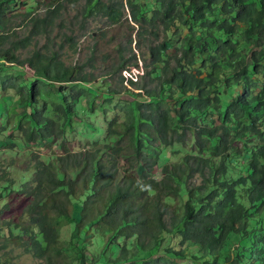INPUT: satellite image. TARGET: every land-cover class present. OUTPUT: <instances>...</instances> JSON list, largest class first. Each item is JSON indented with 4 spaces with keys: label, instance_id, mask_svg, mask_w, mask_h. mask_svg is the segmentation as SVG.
Instances as JSON below:
<instances>
[{
    "label": "trees",
    "instance_id": "16d2710c",
    "mask_svg": "<svg viewBox=\"0 0 264 264\" xmlns=\"http://www.w3.org/2000/svg\"><path fill=\"white\" fill-rule=\"evenodd\" d=\"M63 1L34 0L30 7L27 0H0V147L16 148L12 137L55 146L61 140L54 161L68 173L55 171L48 157L19 186L0 174V250L7 249L0 264H12L13 248L30 254L29 264H179L174 258L185 254L165 242L175 234L194 250L191 264H264V0H83L78 28L89 19L118 22L128 9L138 26L136 49L151 57L140 75L131 73L137 53L125 57L121 46L118 62L98 76L83 71L86 64L96 68L93 51L69 66L55 51L20 57L29 34L44 32ZM38 5L43 16L34 11ZM63 40L74 46L73 34ZM24 66L39 76L2 73ZM102 75H116L114 88L97 82ZM90 82L111 94L101 108L112 116L98 129L102 143L73 153L63 138L81 120L78 103L93 97ZM6 96L21 108L2 140ZM93 108L85 119L95 116ZM162 148L169 159L158 166ZM19 195L27 200L20 215L2 218ZM66 224L72 231L62 242Z\"/></svg>",
    "mask_w": 264,
    "mask_h": 264
},
{
    "label": "rangeland",
    "instance_id": "374dc122",
    "mask_svg": "<svg viewBox=\"0 0 264 264\" xmlns=\"http://www.w3.org/2000/svg\"><path fill=\"white\" fill-rule=\"evenodd\" d=\"M27 1L29 3V6H37V4L34 3V0ZM62 3L63 5L59 8L58 14L54 16L51 24L47 28H45L44 32L41 31L40 33L29 34L30 41L28 50H19V52H22L20 53L21 58L28 56L32 57L35 53L33 51L34 49H38L39 51H42V53H46L47 51H55L61 53L60 60L64 62L66 66H69L70 64H82L86 61V58L89 57L90 52L92 53L93 51L96 68H91L88 66V64H86L83 67V71H91L95 73V76H98L97 73L99 71L105 72L109 70V68H111L113 64H116L118 62V49L119 47L123 46L126 48V51L128 50L125 57L130 55L129 50L133 53H137V66L134 67V69H137V72L135 70H132V67H130L131 69L129 71L133 72L134 74L137 73L139 75L142 73L144 65L150 62L151 57L150 55H147L145 58H143L142 56H140V53L136 49L135 41L137 40V37L135 36V34L138 26L130 21L127 9L124 10V16L121 17L120 21L118 22L109 21L105 23L101 19H89L83 26V28L80 29L77 27L80 22L74 24V18L80 6L83 4V0H78L74 2L75 4L70 3L68 0H64ZM43 7L44 6L38 5L37 9H35L34 11H38V14H40V16H43L45 14L44 9H42ZM18 9L21 12L27 11L24 7L22 8L21 6H19ZM31 26L32 25L29 23V25L23 27L21 31L18 30V35L22 36L23 34H25L26 29H31ZM68 34H73V39L75 40L73 47L70 43L64 42L63 40V37L67 36ZM170 38L176 40L174 36H170ZM178 40L179 38H177L176 43L178 42ZM129 41H131L130 45H128ZM173 47L167 49L166 51L171 52L173 50ZM16 69H19V71H15ZM39 72V69L31 71L26 66L22 68L9 67L5 68L2 71L3 74H8L9 76H11L13 73H21L24 78L39 76ZM122 74L125 73L122 71L121 75ZM109 79L110 83L108 85ZM115 79L116 75L110 78L107 75H102L101 77H97V82L101 81L103 86L106 85L110 86V88H114V85L112 84L114 83ZM122 84L126 88H130L125 84V82H122ZM85 85H89V89L93 97L89 98L86 95L83 97L84 99L78 103L77 108L79 110V117H81V120L75 126V130L70 134L65 135L63 138V140H66V142H68L67 146L69 147V151H73V153L90 147V144L94 141L102 143L103 138L101 137L98 129L106 124V119H109L112 116V113L109 112L107 117H105L104 113L102 112V108H106L109 106V104L105 101V98L111 97V94L106 92V90L100 89V86H98V84L96 85V82L86 83ZM53 88L55 89L54 91L52 90L53 93H57L58 84H54ZM3 98L4 100H7L9 104V117L7 118V124L9 125V127L7 130V134L5 133L4 136L2 135V140L7 137L6 135H9L12 132L13 122L11 115L16 111L19 112L21 108V106L17 103V97H12V100L9 96ZM120 98H122L124 101H130L133 99V97L127 96L125 94H123ZM112 101L113 104H120L121 102L120 99L119 101H116L115 97L112 98ZM90 105L94 106L93 112L96 113L95 116L92 117V120L84 118V116H86L85 110ZM80 111H84V115L81 116ZM1 112L2 104L0 103V113ZM257 115L258 114L254 113V116ZM189 135L190 134H186L187 137H189ZM12 140L17 145L16 148L9 149L0 147V174L6 173L7 175H9L15 185L19 186L25 182L31 181L35 173L32 165L35 164L37 160L45 161L48 157H50L55 171L61 173L64 176L68 174L63 173L59 169L56 161H54L55 157L59 155V144L61 140H56V144H58L57 146L53 145L52 141H40L37 138L33 139L28 144L23 143L18 138L12 137ZM48 143H50V145H48ZM240 144L241 143L239 142H235V145L237 146H240ZM174 147L179 148L180 146L178 144H174ZM168 153V150L162 148L161 152L159 153L158 166L169 159ZM120 166H124V161L121 160L119 162L118 167ZM155 170V176H157L159 170L158 168H156ZM81 171L82 170L80 169V167H77L75 171L71 170L69 175L73 178H76L77 176H79ZM2 188L3 185H1L0 191L2 190ZM25 203H27V200L22 195H19L17 199L13 198L10 204L11 209H8L2 215V218H17L20 215ZM79 212L80 207L75 206L73 212L74 218L79 219ZM71 231V227L67 224L62 227V231L60 232V238L62 242L68 239ZM165 242L171 243L170 245H172L175 249L179 251L181 250L182 253L185 254V258H183L185 260H180L181 258H174L175 262H178L179 264H191V262H193L190 256L194 253V250L189 247L186 248L184 243H181L178 237H176V234ZM162 246L166 245L163 244ZM6 252L7 249L0 250V257L4 256V253ZM8 255L12 256V264H29L35 261L30 254L23 253L19 248H13L12 252ZM70 259L65 260L66 263H69ZM71 264H76V260H74Z\"/></svg>",
    "mask_w": 264,
    "mask_h": 264
},
{
    "label": "clouds",
    "instance_id": "9594fccd",
    "mask_svg": "<svg viewBox=\"0 0 264 264\" xmlns=\"http://www.w3.org/2000/svg\"><path fill=\"white\" fill-rule=\"evenodd\" d=\"M127 11H128V9H127ZM132 70H135L136 72H137V70L136 69H132ZM124 72V71H123ZM125 73V72H124ZM131 73H133V72H131Z\"/></svg>",
    "mask_w": 264,
    "mask_h": 264
}]
</instances>
